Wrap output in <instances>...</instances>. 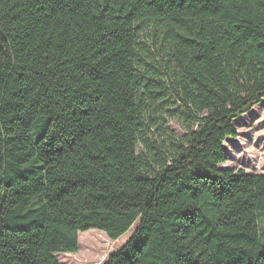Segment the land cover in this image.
I'll return each instance as SVG.
<instances>
[{
	"label": "trees",
	"instance_id": "trees-1",
	"mask_svg": "<svg viewBox=\"0 0 264 264\" xmlns=\"http://www.w3.org/2000/svg\"><path fill=\"white\" fill-rule=\"evenodd\" d=\"M263 100L264 0H0V264L132 226L103 264H264V173L223 166Z\"/></svg>",
	"mask_w": 264,
	"mask_h": 264
},
{
	"label": "rangeland",
	"instance_id": "rangeland-1",
	"mask_svg": "<svg viewBox=\"0 0 264 264\" xmlns=\"http://www.w3.org/2000/svg\"><path fill=\"white\" fill-rule=\"evenodd\" d=\"M163 107L171 108L173 105L158 103L151 108L152 112L149 113L151 117L148 120L153 130L152 133L148 132V135L159 145H162L161 135L157 129L159 121L178 137L185 136L187 132L182 119L172 118L171 111H166ZM235 125L238 136L226 139L224 145L228 160L223 166L240 168L249 173H264V100L238 119ZM139 151H145L149 155L143 143ZM134 230L135 226H132L118 239H111L99 229L80 232L78 251L57 253L56 257L64 264H103L112 252L121 248L129 240Z\"/></svg>",
	"mask_w": 264,
	"mask_h": 264
}]
</instances>
